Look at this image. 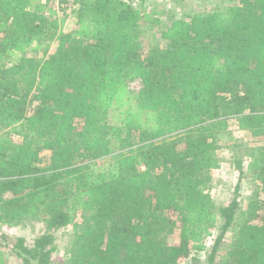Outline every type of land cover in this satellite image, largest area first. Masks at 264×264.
<instances>
[{"label": "trees", "instance_id": "1", "mask_svg": "<svg viewBox=\"0 0 264 264\" xmlns=\"http://www.w3.org/2000/svg\"><path fill=\"white\" fill-rule=\"evenodd\" d=\"M49 1L0 0V224H44L31 244L1 236L0 264L2 246L52 264L67 226L64 264H183L218 219L206 262L191 264H214L234 225L216 264H264V200L237 223L236 196L216 207L208 192L234 119L258 143L235 167L264 194V0L171 18L146 52L140 24L159 23L146 0H57L69 31Z\"/></svg>", "mask_w": 264, "mask_h": 264}, {"label": "rangeland", "instance_id": "2", "mask_svg": "<svg viewBox=\"0 0 264 264\" xmlns=\"http://www.w3.org/2000/svg\"><path fill=\"white\" fill-rule=\"evenodd\" d=\"M235 0H146L144 7L146 11H153L154 17L159 20L155 25H148L146 22H141V42L143 52H146L150 47L160 42V30L165 28L171 18H186L194 13L211 12L213 10H222L226 6L233 4ZM49 6L55 11V17L63 19L62 29L65 31L75 28V19L71 14V9L65 5H59L57 0H50ZM56 47V42H52L49 46V52H52ZM29 54H32L29 52ZM128 88L132 91H138L141 88V83L138 79L128 81ZM110 122L114 123V119L110 118ZM2 134H6L2 132ZM14 142H21L18 136H12ZM258 143L255 138L251 137L248 132L240 130L234 119L228 120L226 132L218 140L219 148L217 149L218 156L221 159L220 166L217 169L209 172L211 195L216 207H224L236 196L238 208L235 214L237 223L246 218V209L248 202L252 198L264 200V194L260 191L259 183L253 176L244 172L239 173L235 167V159L242 158L243 166L247 164L245 156L251 148ZM118 150L113 153L117 154ZM112 155L96 160L97 165L109 162ZM237 186V192H236ZM254 222H260L256 218ZM222 220L218 219L215 227L212 229L211 235L203 239L205 249L202 251H191L190 256L183 264H191L192 258H198L205 263L209 252L214 244V239L219 233V226ZM44 229V224L39 220L23 219L12 225L0 224V237L5 236L10 241L15 238H24L26 243L31 244L33 239L39 235ZM236 225L232 226L224 236L219 248L216 251L214 264L218 263L224 254V246L230 241ZM53 245L55 251L52 257V264H64L67 258V250L72 239L71 226L61 228L53 232ZM170 243L176 242V232L169 233ZM3 264H23L21 259L11 249L10 246H2Z\"/></svg>", "mask_w": 264, "mask_h": 264}]
</instances>
